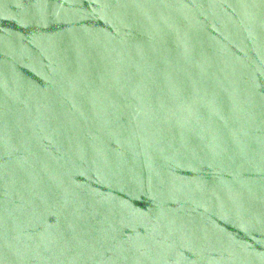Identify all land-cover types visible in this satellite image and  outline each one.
Wrapping results in <instances>:
<instances>
[{"label":"water","instance_id":"95a60500","mask_svg":"<svg viewBox=\"0 0 264 264\" xmlns=\"http://www.w3.org/2000/svg\"><path fill=\"white\" fill-rule=\"evenodd\" d=\"M0 264H264V0H0Z\"/></svg>","mask_w":264,"mask_h":264}]
</instances>
